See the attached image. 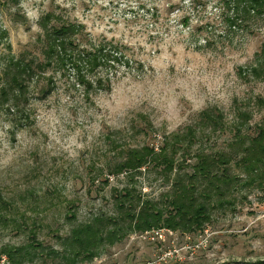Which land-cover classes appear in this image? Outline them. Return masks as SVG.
I'll return each mask as SVG.
<instances>
[{
	"label": "rangeland",
	"instance_id": "obj_1",
	"mask_svg": "<svg viewBox=\"0 0 264 264\" xmlns=\"http://www.w3.org/2000/svg\"><path fill=\"white\" fill-rule=\"evenodd\" d=\"M232 6L231 0H0V246L33 242V230L14 226L3 201L24 214L28 227L37 217L34 243L41 245L34 250L41 255L23 264H68L64 238L76 224L111 213L114 189L133 187L160 201L173 178L195 163L181 161L182 140L180 167L168 174L149 165L128 177L113 172L124 148L159 146L188 127L198 131L191 155L225 147L230 128L199 132L200 112L214 107L228 126L240 109L249 111L251 134L264 124V78L247 76L264 42V15L251 12L234 27L227 20ZM70 24L78 29L70 38L75 49L110 42L119 60L92 71L85 60L76 66L54 55L47 63L48 36ZM81 74L103 85L89 90ZM7 261L1 256L0 264ZM76 264H264V192L241 189L235 205L214 210L203 230L134 232Z\"/></svg>",
	"mask_w": 264,
	"mask_h": 264
},
{
	"label": "trees",
	"instance_id": "obj_2",
	"mask_svg": "<svg viewBox=\"0 0 264 264\" xmlns=\"http://www.w3.org/2000/svg\"><path fill=\"white\" fill-rule=\"evenodd\" d=\"M231 1L232 15L227 18L231 26H243L251 12L264 15V0ZM76 31L77 27L70 24L48 36L49 44L44 51L49 59L46 60L47 63L51 62L50 59L54 55L57 60L76 66H79L80 60H85L88 70L92 71L98 67L111 66L110 62L119 60L118 47L110 42L75 49L70 38ZM4 36L0 29V42ZM256 60L247 76L264 78V42ZM21 65L30 68V64ZM20 70L22 72L26 69ZM20 73L15 74L12 79L16 84ZM80 82L89 90L93 89V84L97 83L100 88L103 85L102 78L88 80L85 74L80 75ZM199 116L202 126L199 132L201 130L203 134L204 128L211 131L230 128L232 135L225 147L213 151L198 150L191 155L192 145L198 141V131L194 127H188L183 137L174 135V141H166L159 146L124 148L120 152L122 160L114 165L113 172H125L128 177L140 173L149 165L159 167L163 173L168 174L180 167L176 152L181 147L178 142L182 140L185 141V156H182L181 161L185 162L193 157L195 163L191 165V172H184L173 178L170 189L163 194L160 201L145 197L140 190L136 191L133 187L114 189L115 207L111 213H99L76 224L64 238L65 250L68 253L63 257L68 264H76L80 259H92L102 246L113 245L134 232L167 229L193 233L203 230L205 225L212 221L214 210H225L235 205L241 189L256 188L264 192V124H258L254 134L249 133L246 127L251 114L242 109L237 112L235 121L230 126L226 125L224 114L217 107L204 109ZM1 203L7 208L6 212L11 216L10 221L14 226L33 230V233L30 232L33 242L22 246H0V258L6 257L7 262L11 264H23L26 260L32 261L40 256L41 251L34 250L41 245L40 242L34 243L37 217L31 220V227H28L22 212L16 207H7V203L3 201ZM67 217L70 218L71 215ZM0 218L3 217L0 215ZM29 244L30 246H27Z\"/></svg>",
	"mask_w": 264,
	"mask_h": 264
}]
</instances>
